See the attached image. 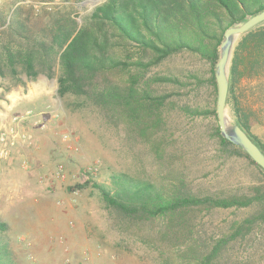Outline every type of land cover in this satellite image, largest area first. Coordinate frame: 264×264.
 <instances>
[{"label": "rangeland", "instance_id": "1", "mask_svg": "<svg viewBox=\"0 0 264 264\" xmlns=\"http://www.w3.org/2000/svg\"><path fill=\"white\" fill-rule=\"evenodd\" d=\"M20 1L0 0V11L11 15L17 8L34 9L28 3L18 5ZM30 1L44 3L40 14L71 16L78 27L88 25L93 10L102 3ZM114 51L124 65L113 72V79L122 83L143 73L137 61L152 58L141 57L131 46H117ZM144 72L155 94L169 95L160 114L150 117L105 107L81 95L62 99L59 64L53 77L41 75L24 85L0 78V218L10 226L7 237L17 264H175L183 261L182 252L188 247L199 248L206 237L227 231L235 219L249 213L232 208L132 219L110 207L92 183L85 189H70L87 180L111 186L113 174L167 187L184 178L202 193L230 192L264 181L247 158H220L213 118L182 110L184 105L208 108L213 104L216 95L208 81V60L184 52ZM191 73L204 80L202 85L191 87L187 78ZM165 76L180 82L157 80ZM240 90L248 104L259 109L263 126L253 131L264 140V66L250 72ZM16 117L24 120L14 123ZM12 126L18 135H9L3 142L2 133ZM21 133L29 138H21ZM67 133L79 151L67 147L63 139ZM3 149L9 151L8 157L1 156ZM91 164L98 168L96 177L85 173ZM60 168L63 172L58 176ZM237 249L252 264H264V225Z\"/></svg>", "mask_w": 264, "mask_h": 264}, {"label": "trees", "instance_id": "2", "mask_svg": "<svg viewBox=\"0 0 264 264\" xmlns=\"http://www.w3.org/2000/svg\"><path fill=\"white\" fill-rule=\"evenodd\" d=\"M263 10L264 0H106L95 7L90 23L81 27L68 15L40 14L35 9L22 12L19 8L8 15L1 10L0 26L4 28L0 32V78L11 79L15 86L24 85L41 75L53 77L59 64L58 93L62 99L69 94L81 95L105 107L150 117L160 114V106L169 95L155 94L144 71L174 55L197 54L211 65L208 81L216 96L208 108L184 105L182 110L188 115L213 118L220 158L243 156L264 177V169L220 132L215 78L225 30ZM117 46H131L139 50L141 57H152L137 61L135 65L143 73H138L137 78L131 75L125 83L113 79L124 65L115 55ZM261 65L264 66V22L242 34L235 46L227 99L234 120L264 151V140L253 131L263 126L259 109L249 105L240 90L247 75ZM187 78L191 87L202 85L198 74L191 73ZM157 80L180 82L167 76ZM91 183L110 207L132 219L172 218L193 210L249 211L242 219H235L227 231L206 237L199 248L188 247L182 252L183 261L175 264H252L237 248L264 225V181L230 192L202 193L184 178L167 187L113 174L111 186L87 180L70 189H85ZM9 229V224L0 218V264H17L7 237ZM194 241L198 243L196 238Z\"/></svg>", "mask_w": 264, "mask_h": 264}, {"label": "water", "instance_id": "3", "mask_svg": "<svg viewBox=\"0 0 264 264\" xmlns=\"http://www.w3.org/2000/svg\"><path fill=\"white\" fill-rule=\"evenodd\" d=\"M264 22V10L246 21L228 27L219 46V59L215 66L217 82L216 112L222 136L241 147L264 169V151L229 114L227 99L230 86V67L235 46L240 36Z\"/></svg>", "mask_w": 264, "mask_h": 264}, {"label": "built area", "instance_id": "4", "mask_svg": "<svg viewBox=\"0 0 264 264\" xmlns=\"http://www.w3.org/2000/svg\"><path fill=\"white\" fill-rule=\"evenodd\" d=\"M105 1L106 0H101L102 3L105 2ZM21 3H28V4L33 5V7H34V9L36 11H40L41 6L44 5V3H42V2H36V3H34L32 1H30V0H21L20 3H18V5L21 4ZM31 113H32L31 111L27 112V116L28 115H31ZM21 120H24V117L22 119H19L18 117H16V118L13 119V122L14 123H17L18 121H21ZM16 134H17V131L12 126L9 129L8 132L2 133L1 140L3 142H5L8 139V136L9 135H14L15 136ZM20 136H21V138H24V139L29 138V135H27L26 133H21ZM63 139H64L65 143L67 144V147L69 149H71L73 152H77V151L80 150L79 146L73 141V138H72V136L70 134H68V133L65 134L63 136ZM1 156L2 157H8L9 156V151L7 149H3L1 151ZM62 172H63V170H62V168H60L59 173H58V176L62 175ZM86 172L89 173L90 175H92L93 177H96L98 175V168H97V166L91 164V165H88L87 167H85V173Z\"/></svg>", "mask_w": 264, "mask_h": 264}]
</instances>
